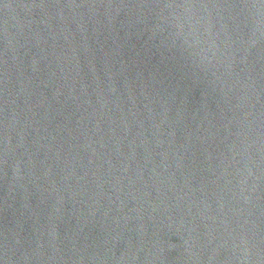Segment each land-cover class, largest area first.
Here are the masks:
<instances>
[{
    "label": "water",
    "instance_id": "95a60500",
    "mask_svg": "<svg viewBox=\"0 0 264 264\" xmlns=\"http://www.w3.org/2000/svg\"><path fill=\"white\" fill-rule=\"evenodd\" d=\"M0 264H264V0H0Z\"/></svg>",
    "mask_w": 264,
    "mask_h": 264
}]
</instances>
